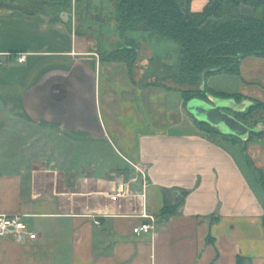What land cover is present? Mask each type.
<instances>
[{"label": "crops", "instance_id": "0c3cea01", "mask_svg": "<svg viewBox=\"0 0 264 264\" xmlns=\"http://www.w3.org/2000/svg\"><path fill=\"white\" fill-rule=\"evenodd\" d=\"M0 11V215H22L36 234L0 236V264H264V137L201 130L178 90L147 77L159 49H139L131 75L99 59L113 48L70 12ZM238 69L204 88L239 94L242 109L264 103V58ZM221 74L238 79L235 90L208 85ZM128 161L146 172L148 233L132 231L146 221L142 201L109 198L138 179ZM128 186L140 191L138 180ZM166 204L177 206L167 217Z\"/></svg>", "mask_w": 264, "mask_h": 264}, {"label": "trees", "instance_id": "16d2710c", "mask_svg": "<svg viewBox=\"0 0 264 264\" xmlns=\"http://www.w3.org/2000/svg\"><path fill=\"white\" fill-rule=\"evenodd\" d=\"M189 1L110 0L115 14L114 23L121 36L126 32L141 31L157 41H172L177 45L175 69L166 66L164 77L152 83L178 90L185 103L193 98L206 100L207 95L240 101L242 96L237 93L207 87L200 90L198 85L202 74L205 77L219 73L238 75L241 59L247 56L264 58V0H208L199 12L189 9ZM45 2L70 8L69 0ZM5 6L0 0V8ZM14 8L27 12L22 7ZM139 58L140 51L133 40H127L120 48L99 53L101 61L125 63L131 75ZM227 111L244 125L253 127L261 122L258 115H264V103L254 101L245 112ZM197 126L212 138L237 142L235 137L221 135L204 122H197ZM263 137L264 132H251L247 141ZM176 208L175 205L166 204L160 210V215L167 217ZM236 261L237 264H246L248 260L237 257Z\"/></svg>", "mask_w": 264, "mask_h": 264}, {"label": "rangeland", "instance_id": "374dc122", "mask_svg": "<svg viewBox=\"0 0 264 264\" xmlns=\"http://www.w3.org/2000/svg\"><path fill=\"white\" fill-rule=\"evenodd\" d=\"M6 7H22L27 12L33 13L34 11L38 12H58V11H66L74 14L72 20L73 22L78 21V26H84L86 32L90 35H94L97 39L100 48L103 49H115L123 42L125 43L127 40H135V44L137 49L149 48L150 53L153 57L151 51L158 50V57L152 58V60L147 59L148 61V69L151 71L147 77H154L155 79H160L164 77V69L166 66H170L172 69H175L178 58V47L172 41H157L151 38L147 33L138 31V32H126L125 35L121 36L115 26L114 19L115 14L112 8V4L110 0H69L70 8L66 9L60 6H54L53 2H45V0H2ZM88 1V11L85 12V2ZM51 3V4H50ZM35 4V5H33ZM82 5V6H81ZM81 6V9H79ZM2 9V8H1ZM34 9V10H33ZM91 10L96 11V14L99 17V20L91 17L94 16V13ZM1 12V11H0ZM86 13V14H85ZM84 14V15H83ZM89 15V16H88ZM88 16V19L87 17ZM75 18V19H74ZM84 21L86 23H84ZM77 23V22H76ZM75 23V24H76ZM81 24V25H80ZM81 29V28H80ZM132 34V35H131ZM142 54L145 55L148 53L141 50ZM137 78L139 79V72L135 73ZM153 75V76H152ZM152 76V77H151ZM205 76L201 79L199 83L200 88L204 89L205 84ZM238 79L236 77L227 76L225 74H221L215 77H212L208 81V85L218 87L219 89H225L227 91L235 90ZM217 88V89H218ZM230 100V99H227ZM251 104H249L250 106ZM244 110L245 112L248 107ZM241 111V112H242ZM258 118L261 119L260 123L264 124V115L259 114Z\"/></svg>", "mask_w": 264, "mask_h": 264}, {"label": "water", "instance_id": "95a60500", "mask_svg": "<svg viewBox=\"0 0 264 264\" xmlns=\"http://www.w3.org/2000/svg\"><path fill=\"white\" fill-rule=\"evenodd\" d=\"M81 6L79 9H81ZM84 6L85 12H89L88 1L85 2ZM247 10L250 11V9ZM91 12L94 13V16L91 17L95 18L96 20H99L96 11L91 10ZM70 14L71 16L73 15L72 13ZM88 16H86L87 19ZM76 22L78 21L76 20ZM84 23L86 22L84 21ZM203 77L204 74L201 75V79ZM198 89L203 90L200 88V85H198ZM229 99L230 100L218 98L212 95H207L206 100L193 98L187 102V109L199 122H204L208 124L217 133L221 135L233 136L238 139H243L244 137H246L247 139L251 132H264V124L257 123L255 126L249 127L247 125H244L242 122L238 121L231 113H229L227 110L232 112H241L245 109H242L240 103H236L234 99Z\"/></svg>", "mask_w": 264, "mask_h": 264}, {"label": "built area", "instance_id": "2783aa9c", "mask_svg": "<svg viewBox=\"0 0 264 264\" xmlns=\"http://www.w3.org/2000/svg\"><path fill=\"white\" fill-rule=\"evenodd\" d=\"M16 59L18 62H24L26 56L24 53H17ZM129 163L135 169L136 177H138V179L131 178L127 182L118 183L114 189V192L109 194V198L113 201L120 198L139 199L142 201V212L140 213V217L146 221L134 227L132 231L134 234L148 233L154 229V217L148 214L144 207L146 188L148 185L146 180V172L141 164L132 162ZM137 180L139 181L140 191L132 190L128 186L129 183L135 182ZM95 223L99 224L97 221ZM0 236L9 237L14 242L20 244L31 242L36 238V234L25 226L23 216L19 214L0 215Z\"/></svg>", "mask_w": 264, "mask_h": 264}]
</instances>
